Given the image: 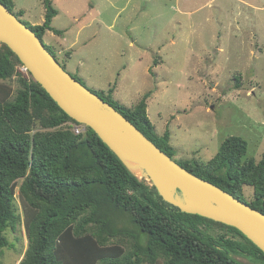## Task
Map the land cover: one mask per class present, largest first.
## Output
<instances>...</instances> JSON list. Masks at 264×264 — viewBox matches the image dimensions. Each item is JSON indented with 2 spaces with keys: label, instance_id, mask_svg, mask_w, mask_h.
<instances>
[{
  "label": "trees",
  "instance_id": "1",
  "mask_svg": "<svg viewBox=\"0 0 264 264\" xmlns=\"http://www.w3.org/2000/svg\"><path fill=\"white\" fill-rule=\"evenodd\" d=\"M0 2L14 11L13 0ZM45 7L43 25L24 22L43 42L47 31L63 34L52 27L58 11L49 0ZM20 67L2 44L0 81L18 77V84L14 92L0 90V254L10 246L7 232L23 224L28 248L19 264H245L236 256L264 264V251L237 229L165 201ZM86 89L173 158L170 131L158 135L148 117L149 95L127 108L114 99V88L108 94ZM75 127L84 130L76 134ZM247 152V141L232 136L208 162L178 163L264 214V154L260 162L243 160ZM244 187L253 188L252 201ZM203 226L223 232L205 233Z\"/></svg>",
  "mask_w": 264,
  "mask_h": 264
},
{
  "label": "rangeland",
  "instance_id": "2",
  "mask_svg": "<svg viewBox=\"0 0 264 264\" xmlns=\"http://www.w3.org/2000/svg\"><path fill=\"white\" fill-rule=\"evenodd\" d=\"M46 1L13 0V13L43 25ZM49 1L58 11L52 27L63 32L44 36L53 56L85 87L104 94L114 88V99L127 108L149 95L148 117L158 135L170 131L174 161L208 162L232 136L248 143L243 160L261 161L264 0ZM17 80L0 81V90L14 92ZM244 195L252 201L253 188L244 187ZM7 237L0 262L19 264L28 248L23 224Z\"/></svg>",
  "mask_w": 264,
  "mask_h": 264
},
{
  "label": "water",
  "instance_id": "3",
  "mask_svg": "<svg viewBox=\"0 0 264 264\" xmlns=\"http://www.w3.org/2000/svg\"><path fill=\"white\" fill-rule=\"evenodd\" d=\"M0 42L18 56L34 79L70 118L91 128L122 161L123 158H135L146 163V173L165 201L186 214L237 229L264 251L262 212L183 168L112 107L115 123H106L91 113L80 97L81 89L89 93L86 87L66 71L45 43L1 2ZM46 77L56 82L55 89H50L42 81ZM159 177L176 182L182 197L176 194L173 198L166 196L163 185L157 179Z\"/></svg>",
  "mask_w": 264,
  "mask_h": 264
},
{
  "label": "bare ground",
  "instance_id": "4",
  "mask_svg": "<svg viewBox=\"0 0 264 264\" xmlns=\"http://www.w3.org/2000/svg\"><path fill=\"white\" fill-rule=\"evenodd\" d=\"M42 81L50 89H55L57 86L56 82L49 77L42 78ZM80 97H81V100H82L83 104L85 105V107L91 113H93L95 116H97L100 120H102L106 123H115L116 119H115L113 111L109 105L103 103L95 95L91 94L90 92L88 93L83 89H81ZM76 128H81L82 129L81 131L84 130L83 127H75L74 132H75ZM124 150H127V149H124ZM123 162L139 178L147 179V177H149V175L146 173V169L148 168V165L146 163H144L138 159H135V158H123ZM157 179L163 185L164 194L170 198H173L175 193H176V190L178 188V184L176 182L171 181V180H166V179L160 178V177ZM220 210H223V209L220 208Z\"/></svg>",
  "mask_w": 264,
  "mask_h": 264
},
{
  "label": "built area",
  "instance_id": "5",
  "mask_svg": "<svg viewBox=\"0 0 264 264\" xmlns=\"http://www.w3.org/2000/svg\"><path fill=\"white\" fill-rule=\"evenodd\" d=\"M81 130H82L81 128H76L75 129L76 134H79L81 132Z\"/></svg>",
  "mask_w": 264,
  "mask_h": 264
},
{
  "label": "clouds",
  "instance_id": "6",
  "mask_svg": "<svg viewBox=\"0 0 264 264\" xmlns=\"http://www.w3.org/2000/svg\"><path fill=\"white\" fill-rule=\"evenodd\" d=\"M23 22V21H22ZM24 23V22H23ZM2 43L0 42V47H1ZM26 69V68H25ZM26 71L28 72V70L26 69Z\"/></svg>",
  "mask_w": 264,
  "mask_h": 264
}]
</instances>
